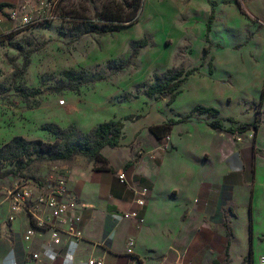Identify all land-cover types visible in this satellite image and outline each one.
Returning <instances> with one entry per match:
<instances>
[{"label":"crops","instance_id":"0c3cea01","mask_svg":"<svg viewBox=\"0 0 264 264\" xmlns=\"http://www.w3.org/2000/svg\"><path fill=\"white\" fill-rule=\"evenodd\" d=\"M174 2L146 0V6L163 16L164 34L177 36L178 46L187 48L184 70L201 64L199 69L180 83L171 102L168 94H144L140 106L127 112L89 106L86 120L74 122L83 131L126 114L140 117L125 121L118 146L102 148L106 169L80 159L56 162L80 203L84 239L48 245V233L42 232L25 241L27 218L20 215L5 226L8 208L0 204V264H84L89 257L127 264L129 236L142 264H258L264 253V0H178L177 17L167 9ZM166 26H178V34ZM0 27L8 29L9 22ZM169 58L155 56L152 63L168 68L174 63ZM197 104L218 109L224 128L235 130L213 129L207 113H194L170 127L169 148L157 149L149 127L185 116ZM239 124L251 126L237 130ZM140 147L154 156L138 154ZM119 170L128 182L149 189L139 210L141 225L115 218L134 206V194L118 181ZM16 180L0 178V187ZM32 252L39 258L29 262Z\"/></svg>","mask_w":264,"mask_h":264},{"label":"rangeland","instance_id":"374dc122","mask_svg":"<svg viewBox=\"0 0 264 264\" xmlns=\"http://www.w3.org/2000/svg\"><path fill=\"white\" fill-rule=\"evenodd\" d=\"M173 1L175 4L167 9L177 17L178 0ZM62 5L59 14L63 17L57 14L55 19L24 28L0 27V146L15 135L53 140L41 124L83 123L91 105L134 110L137 104L140 106L153 72L167 69L153 65L155 56L159 60L173 57L171 68L185 67L181 62L187 48L178 46L177 36L164 34L160 24L163 16L147 7L146 0H138L133 11L138 19L128 25L121 16L129 9L121 0H96L94 5L86 0H69ZM93 25L117 31L102 35L93 30ZM166 27L168 32L176 28L178 34V26ZM143 37L147 45L137 48L135 41ZM158 48L160 54L154 51ZM67 70L74 71L73 78L65 73ZM77 159L95 166L82 156L72 161ZM55 165L34 161L20 173L21 177H15L37 180L42 173L59 168ZM5 168L14 169L15 165L8 163Z\"/></svg>","mask_w":264,"mask_h":264},{"label":"built area","instance_id":"2783aa9c","mask_svg":"<svg viewBox=\"0 0 264 264\" xmlns=\"http://www.w3.org/2000/svg\"><path fill=\"white\" fill-rule=\"evenodd\" d=\"M61 0H19L17 3L0 7V24L9 22V28H24L42 20H52L57 17L56 9ZM170 135L165 134L158 143L157 149L166 150L170 147ZM138 154L154 152L143 147L138 148ZM118 181L134 194V206L116 215L115 218H133L138 224H143L144 217L139 210L145 205L149 189L146 186L130 183L124 170L117 172ZM2 193L0 204L8 208L5 226L10 225L20 215L29 221V226L23 233V239L29 241L36 234L48 233V245H62L69 242L79 243L84 239L82 216L79 211L80 203L76 194L71 190L68 178L60 170L53 169L41 180L18 179L11 184L0 187ZM135 238L129 236L126 240L125 253L129 258L127 264H142L135 254ZM59 254V253H58ZM39 258L36 252L30 253L26 260L29 262ZM52 264V263H49ZM84 264H105L102 257H89ZM258 264H264V253L258 258Z\"/></svg>","mask_w":264,"mask_h":264},{"label":"trees","instance_id":"16d2710c","mask_svg":"<svg viewBox=\"0 0 264 264\" xmlns=\"http://www.w3.org/2000/svg\"><path fill=\"white\" fill-rule=\"evenodd\" d=\"M69 0H61L56 12L59 16L60 11L63 12L64 6L62 2ZM90 4L94 5L96 0H86ZM124 3V7L129 9V12L121 18L125 25L135 22L137 18L134 16V9L138 5V0H121ZM2 7V5H0ZM96 10L98 8H95ZM108 13L109 11H105ZM109 13L107 14L108 17ZM214 17V11L212 9L210 18L207 24L206 39L208 40V33L211 29V22ZM113 19V18H109ZM93 30L104 35L114 31L117 28L110 26H97L93 25ZM137 48H142L147 45L146 38H140L135 41ZM135 53V52H134ZM201 65V64H200ZM194 66L188 70L183 68H167L161 72L154 71L151 81L146 85L144 94L149 97H158L163 94L170 95L169 102H171L178 92L180 83L190 74L197 71L200 67ZM73 78L74 71L67 70L65 72ZM194 113L202 114L207 113L210 120L208 125L216 130L225 129L227 132H232L235 129L232 127L224 128L221 118L218 116V109L214 107H208L201 104L195 105L190 113L182 116L178 119H169L167 122L151 125L149 127L150 132L154 137L160 140L165 134L168 133L170 127L178 122H183L189 119ZM140 117V114H126L120 118H112L106 121H102L96 124L88 131L81 130L76 124L70 123L66 126L59 125L55 122H45L41 124L40 128L48 131L53 140H44L42 138L26 139L22 135L13 136L8 142L0 146V178L6 176H20V173L28 168V166L34 161H50V162H66L72 160L75 156H82L89 161H92L96 169H106V158L102 155V148L104 146L116 147L120 143V139L123 136V128L125 121L135 120ZM251 124H239L237 130H243L249 128ZM131 160L129 163H132ZM8 163L15 165L14 169L5 168Z\"/></svg>","mask_w":264,"mask_h":264},{"label":"water","instance_id":"95a60500","mask_svg":"<svg viewBox=\"0 0 264 264\" xmlns=\"http://www.w3.org/2000/svg\"><path fill=\"white\" fill-rule=\"evenodd\" d=\"M164 95V94H163Z\"/></svg>","mask_w":264,"mask_h":264}]
</instances>
